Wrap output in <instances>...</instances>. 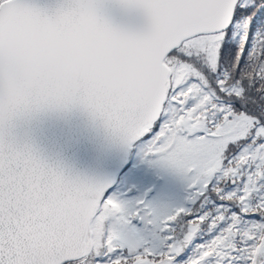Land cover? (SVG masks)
Instances as JSON below:
<instances>
[{
  "label": "snow or ice",
  "instance_id": "obj_1",
  "mask_svg": "<svg viewBox=\"0 0 264 264\" xmlns=\"http://www.w3.org/2000/svg\"><path fill=\"white\" fill-rule=\"evenodd\" d=\"M74 110L113 162L136 150L185 195L14 131ZM0 264H264V0H0Z\"/></svg>",
  "mask_w": 264,
  "mask_h": 264
},
{
  "label": "water",
  "instance_id": "obj_2",
  "mask_svg": "<svg viewBox=\"0 0 264 264\" xmlns=\"http://www.w3.org/2000/svg\"><path fill=\"white\" fill-rule=\"evenodd\" d=\"M54 5L56 0H39ZM108 14L118 24L133 29H144L147 21L143 14L125 12L109 4ZM22 139H29L52 161H61L74 170H92L102 162L116 173V178L130 165L131 154L122 163H115L106 151V141L89 117L78 110L68 113H40L30 120L18 122L14 130Z\"/></svg>",
  "mask_w": 264,
  "mask_h": 264
},
{
  "label": "rangeland",
  "instance_id": "obj_3",
  "mask_svg": "<svg viewBox=\"0 0 264 264\" xmlns=\"http://www.w3.org/2000/svg\"><path fill=\"white\" fill-rule=\"evenodd\" d=\"M134 164L129 173L121 174L119 181L134 184L136 195L147 194L150 198L177 201L185 195L184 182L174 173L167 172L150 166L142 161L141 157L134 150ZM140 171L145 177V181L134 175ZM125 172V171H124Z\"/></svg>",
  "mask_w": 264,
  "mask_h": 264
},
{
  "label": "flooded vegetation",
  "instance_id": "obj_4",
  "mask_svg": "<svg viewBox=\"0 0 264 264\" xmlns=\"http://www.w3.org/2000/svg\"><path fill=\"white\" fill-rule=\"evenodd\" d=\"M134 156H135V152H133V153L131 154V165L129 166V168H128L124 173H129V171L132 170V168H133V164H134ZM124 173H123V174H124ZM134 175H136V176L139 178V180L142 179V182L145 181V177H146V176H144L143 174H141L140 171H137V174H134ZM118 181H119V180H118Z\"/></svg>",
  "mask_w": 264,
  "mask_h": 264
}]
</instances>
